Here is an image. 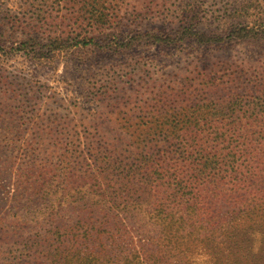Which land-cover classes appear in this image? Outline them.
Instances as JSON below:
<instances>
[{
	"label": "rangeland",
	"instance_id": "rangeland-1",
	"mask_svg": "<svg viewBox=\"0 0 264 264\" xmlns=\"http://www.w3.org/2000/svg\"><path fill=\"white\" fill-rule=\"evenodd\" d=\"M83 37L96 43L68 46ZM263 91L264 0H0V215L17 184L2 168L20 165L26 143L79 179L58 149L121 150L140 117L212 113Z\"/></svg>",
	"mask_w": 264,
	"mask_h": 264
},
{
	"label": "trees",
	"instance_id": "trees-1",
	"mask_svg": "<svg viewBox=\"0 0 264 264\" xmlns=\"http://www.w3.org/2000/svg\"><path fill=\"white\" fill-rule=\"evenodd\" d=\"M216 105L140 117L121 150L58 149L81 163L79 179L80 167L62 173L38 163V148H18L20 165L2 168L17 184L0 215V264H264V91Z\"/></svg>",
	"mask_w": 264,
	"mask_h": 264
}]
</instances>
